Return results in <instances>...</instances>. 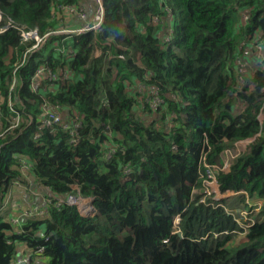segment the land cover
<instances>
[{"label": "trees", "instance_id": "16d2710c", "mask_svg": "<svg viewBox=\"0 0 264 264\" xmlns=\"http://www.w3.org/2000/svg\"><path fill=\"white\" fill-rule=\"evenodd\" d=\"M102 3L99 30L50 34L15 76L33 42L0 33V207L14 182L41 193L0 217V264H264V47L261 57L253 47L264 46V0ZM94 10V0H0V27L43 36ZM45 104L71 127L46 126ZM241 142L215 174L236 204L262 203L246 231L228 198L194 192L204 163L221 167ZM69 195L90 199L92 214Z\"/></svg>", "mask_w": 264, "mask_h": 264}, {"label": "built area", "instance_id": "2783aa9c", "mask_svg": "<svg viewBox=\"0 0 264 264\" xmlns=\"http://www.w3.org/2000/svg\"><path fill=\"white\" fill-rule=\"evenodd\" d=\"M95 2V10H94V13L92 15V20L93 22L90 24V25H87L85 27H87L86 29H89L90 27H93L94 30H99L102 26V23H103V18H104V8H103V3H102V0H94ZM68 12L70 14H72L73 12H76V16L83 19L85 16H84V12L82 9H75V8H69ZM74 14V13H73ZM2 19V16H1V13H0V20ZM91 20V21H92ZM8 27H12V28H15L17 29V31L19 32V35H20V38L22 39V41L24 42H27V41H32V45L30 46L29 50L24 54V57H23V60L21 61V63H19V65H17L15 68H14V76L16 74V71L17 69L24 63V61L26 60V57L28 56V54H30L31 52H35V51H38L42 48V46L44 45V40L46 41V36L47 38L50 36V34H55V33H66V29H62V30H59V31H55V32H49V33H46L45 35L43 36H40L38 34V32L36 30H29V29H26L25 27L23 26H17V25H14L12 24L11 22H9L8 24H6L5 26H2L0 27V33L4 32L5 30L8 29ZM79 30L80 29H83L81 27L78 28ZM70 30V29H69ZM72 34H75V33H72ZM253 47H256L257 49H255L257 52H256V55L258 57H261V51L263 50V47L264 46H261L259 44L257 45H254ZM243 67L245 66V64L243 63L242 65ZM45 73H44V68L43 67H40L39 69L36 70L35 72V76L38 77V76H43ZM47 77L49 80H54L55 79V76L54 74L50 73L49 71L47 72ZM15 80L12 81V86L10 89H13L14 86H15ZM33 88H37V84H33ZM157 102H162L160 98L158 97H155L154 100H152L150 102V105L152 108H155L156 107V103ZM43 110H44V116L45 118L43 119L44 123L46 126H50L51 124H54V123H59L63 126V129H69V127H71L68 122L65 121L64 118H62V116L60 114H58L56 111H54V108L52 106H47L46 104L43 105ZM72 124H73V127L74 128H77L79 126V121H78V118L75 117L73 120H72ZM14 125H17V122L14 123ZM226 153V152H225ZM237 155V154H235ZM234 155V156H235ZM234 158V157H233ZM204 167H205V179L203 181V188H202V193L205 195V196H210V193L207 192L204 188H208V187H211V189H213V193L214 194H219L220 193V190H219V186L217 184V181H216V174H215V170H227L228 167H229V164L228 162L224 161L222 166L221 167H218V166H210L206 163H204ZM14 186L15 187H20L19 185H17L18 183L14 182ZM224 193V192H222ZM227 193V192H226ZM234 194V193H233ZM232 194V195H233ZM237 195V194H235ZM64 201L69 204V205H73V206H76L78 208V210L83 214V215H89V214H92V212L94 211L93 210V207L91 205V202H90V199H84V198H81L80 196H72V195H69L67 196L66 199H64ZM204 201V197L202 199V202ZM88 203V204H85V203ZM216 206H219V204H216ZM223 206V209L228 213V214H232L234 215V212L233 211H236L238 208H231L229 207L230 205H228L227 207H225L224 205ZM86 208L87 211L86 213L82 210V208ZM235 220L237 221V223L240 225V227L246 231V229L251 225V224H242L240 223V220L238 217H235ZM21 259V258H20ZM20 259L17 260V262L15 264H22L20 261ZM27 260V259H25ZM26 262V261H25ZM29 264V263H27Z\"/></svg>", "mask_w": 264, "mask_h": 264}, {"label": "rangeland", "instance_id": "374dc122", "mask_svg": "<svg viewBox=\"0 0 264 264\" xmlns=\"http://www.w3.org/2000/svg\"><path fill=\"white\" fill-rule=\"evenodd\" d=\"M74 13V14H73ZM72 14H70L69 16H71V17H69V18H71V19H73L74 17H76V12H73ZM105 16V15H104ZM91 20H92V18H91ZM89 21V22H85V24L83 25V26H81V28H83V29H78V27H72L73 29H71V30H68V31H66V33H68V34H72V33H81V32H88V31H92V30H94V28L93 27H90L89 29H86L87 27H85V26H87V25H90L92 22H93V20L92 21ZM167 22H170V24H171V19L169 18V20H167ZM103 23H104V18H103ZM102 23V24H103ZM46 38H47V36H46ZM45 38V39H46ZM44 42H45V40H44ZM45 44V43H44ZM148 96H147V102H148ZM245 146H246V143L245 142H241V143H238L233 149H230V150H228V151H226V153H224V155H223V160L224 161H226V162H228V164H230V162H231V160H232V158L234 157V155L235 154H237V153H239L240 151H242V150H244L245 149ZM219 188V187H218ZM207 192H209L210 193V196L214 199V200H216V198H219L218 200H216V201H218V202H220V201H222V200H225V199H227L228 198V201H227V204L229 205V204H231V203H233L234 202V200H235V198H236V195L235 194H233L232 192H229V191H226V192H224V193H222L221 191H220V193L219 194H214L213 193V189H211V187H208L207 189L206 188H204ZM203 191V190H202ZM202 191L200 190H195L194 192L196 193V194H202ZM233 194V195H232ZM10 193H8L5 197H4V200H3V206L2 207H0V217H4L5 216V212H6V210L8 209V205H9V200L8 199H10ZM245 202H247L246 203V206H243L244 204L242 203V205H240V203H237L236 205H235V209L236 208H238L236 211H233L234 212V216L235 217H238L239 218V220H240V223H242V224H248L249 222H251L252 221V219L250 218V215L253 213V212H257V211H259L260 210V208H261V202H260V200H252V201H247V200H245ZM85 204H88L87 202L85 203ZM231 206V205H230ZM17 208H20L19 206H17ZM82 210L86 213V211H87V209L84 207V208H82ZM175 224H177V222H176V220H175ZM236 238H238V239H235V241H236V243H239L240 241H242V240H244V232H240L238 235H237V237ZM25 259H27V260H25ZM21 261V263L22 264H27V263H29V260H28V258H27V256H24V255H22L21 256V259H20ZM26 261V262H25Z\"/></svg>", "mask_w": 264, "mask_h": 264}, {"label": "crops", "instance_id": "0c3cea01", "mask_svg": "<svg viewBox=\"0 0 264 264\" xmlns=\"http://www.w3.org/2000/svg\"><path fill=\"white\" fill-rule=\"evenodd\" d=\"M25 188H21V187H12L11 188V195H10V199L9 200V205H8V209L6 210V214L4 217H6V215L12 214V211H14L17 206H23L24 204H32L34 201H36L37 199H39L38 196L41 195L39 190H30L28 191V193H26V191L24 190ZM229 205H236V202L234 201L233 203L229 204ZM233 208H235V206H233Z\"/></svg>", "mask_w": 264, "mask_h": 264}, {"label": "water", "instance_id": "95a60500", "mask_svg": "<svg viewBox=\"0 0 264 264\" xmlns=\"http://www.w3.org/2000/svg\"><path fill=\"white\" fill-rule=\"evenodd\" d=\"M167 26L169 27L170 26V22H167ZM219 198H216V200H218ZM176 222L178 223L179 222V218H176Z\"/></svg>", "mask_w": 264, "mask_h": 264}]
</instances>
